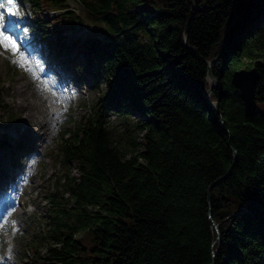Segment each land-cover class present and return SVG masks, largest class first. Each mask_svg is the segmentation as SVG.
Returning a JSON list of instances; mask_svg holds the SVG:
<instances>
[{
	"label": "trees",
	"instance_id": "obj_1",
	"mask_svg": "<svg viewBox=\"0 0 264 264\" xmlns=\"http://www.w3.org/2000/svg\"><path fill=\"white\" fill-rule=\"evenodd\" d=\"M24 1L26 43L83 56L99 98L51 153L63 172L22 264H264V112L247 116L232 83L257 69L264 102V0H78L55 17L68 0ZM85 22L103 32L68 41Z\"/></svg>",
	"mask_w": 264,
	"mask_h": 264
},
{
	"label": "rangeland",
	"instance_id": "obj_2",
	"mask_svg": "<svg viewBox=\"0 0 264 264\" xmlns=\"http://www.w3.org/2000/svg\"><path fill=\"white\" fill-rule=\"evenodd\" d=\"M163 2L164 0H146L145 7L154 8V3L162 4ZM68 3L72 9H79L77 0H68ZM17 7L15 4L12 5V11L16 14H7L8 20L3 30L5 35L11 36L12 41H15L16 47L13 48L11 41H6L3 36H0V103L2 105L0 108V139H4L6 133L10 136L9 131L11 129L13 131L17 129L14 124L4 127L8 121L9 114L11 115L13 112V114L17 115H14L18 119L17 121H20L23 126H27L28 130L31 128L32 121L28 122L24 118L25 115L20 118L19 111L11 107L18 85L24 88L23 93L27 97V103L33 101L36 104V95L47 99L49 109L46 116L49 131L47 133L48 138H44L46 141L39 144L40 149L42 147L41 151L43 154L40 157H32L31 162H26L25 164L24 157L14 163L10 157L12 151L7 152V150H3L0 147V169L3 167V170H0V202L3 201L4 193H7L5 188L9 189V178L11 176H15L18 182L17 187H19V190H17V194L20 202L14 205L12 216L8 223L0 228V264H14L20 259L23 254V240L29 241L31 237L39 234L40 222L47 216L42 184L43 182L49 183L62 172H60L61 168L54 166L52 159L45 156L44 153L56 150L60 132L65 131L73 123L79 121L99 98L94 79L83 68V65L86 66V62L81 56L76 58V60L70 58L69 60L61 61L56 56L57 49L52 44H49L48 40L37 41L34 45L23 44L24 30L22 28V20L18 18ZM46 15L51 16L52 14L47 13ZM11 16L12 18H10ZM41 16L45 15L41 14ZM102 32L103 28L85 22L76 31L69 32L67 40L72 41L77 37H85L93 33L100 34ZM31 65H34L38 71L31 70ZM39 75L44 77L41 78ZM34 83L36 91L32 88ZM51 85L55 90L48 88ZM104 87L102 85L103 89ZM61 90L63 91L61 94L66 98L69 97L68 99L57 100L56 92ZM208 99L215 105L210 100V97ZM258 108L264 112V102L258 103ZM53 115L56 116L52 121L51 116ZM130 117L131 121L135 122V116L131 114ZM105 119L113 127V130H116L117 136L122 137L124 126L122 120L118 118V114L109 112L105 115ZM35 121L41 122L39 118H36ZM32 130L31 128L30 132ZM13 144L14 142H8V145ZM27 145L32 147V149H37L30 142ZM25 167L27 168L24 171L29 173L28 177L21 174L23 172L21 168ZM74 173L77 176V172L74 171ZM23 176L24 179L21 180ZM29 177L30 183L27 180ZM23 205L28 208L25 209ZM23 232L24 234L20 238L19 235ZM81 237L82 235L79 236V238ZM85 242L87 245L92 244L91 237L87 236Z\"/></svg>",
	"mask_w": 264,
	"mask_h": 264
},
{
	"label": "bare ground",
	"instance_id": "obj_3",
	"mask_svg": "<svg viewBox=\"0 0 264 264\" xmlns=\"http://www.w3.org/2000/svg\"><path fill=\"white\" fill-rule=\"evenodd\" d=\"M31 70H36L38 71V69H36V67L34 65H31ZM41 78H43L44 76L43 75H39ZM33 90L36 91V87H35V83L33 84ZM50 90L54 89V87L49 86L48 87ZM102 87H100L101 89ZM23 87L22 86H19L17 87V93L15 94V98L13 99L12 101V108H16L21 117L23 115H25L24 118H26L29 121H32V124L30 125V127L33 129L31 132V128L30 130H24L22 132H19L15 135V137L17 139H20L22 141H25V140H28L30 143L34 144L37 149H32L31 151L33 152V154H36V155H39V152L38 150L40 149V143L41 142H44L46 141L44 138L47 137L48 138V131H49V127H48V122H47V116L46 114L48 113V102H47V99L45 98H42L38 95H36V104H38V106H36V104L32 101L30 103H27V100H26V95L23 93ZM55 90V89H54ZM61 93H63V91H59V92H56L57 94V100L58 101H61V100H64V99H68L66 98L65 96H63ZM59 103V102H58ZM37 109H38V113L37 112ZM14 113V112H13ZM42 115V116H41ZM56 115H53L51 116V119L53 121L54 117ZM19 117V115H18ZM36 118H39L40 119V123L35 121ZM47 129V130H46ZM10 142H14V140L10 141ZM32 154V153H31ZM29 156V155H28ZM29 161V160H28ZM23 167V166H22ZM23 169V168H21ZM1 171L3 170V167H1L0 169ZM17 180H15L13 183H12V187L13 189L16 188L17 186Z\"/></svg>",
	"mask_w": 264,
	"mask_h": 264
},
{
	"label": "water",
	"instance_id": "obj_4",
	"mask_svg": "<svg viewBox=\"0 0 264 264\" xmlns=\"http://www.w3.org/2000/svg\"><path fill=\"white\" fill-rule=\"evenodd\" d=\"M209 80L211 82V88L208 93L205 95L207 98L210 97V94L214 87L217 86L218 81L214 77L211 63H209ZM260 81V75L257 69L252 70H239L233 74L232 83L234 87L240 92L241 99L243 101L244 110L247 116H253L258 111V101L256 99V88ZM211 103V102H210ZM218 109V105H214ZM236 154V151H234ZM216 230H218V225L215 224ZM217 242H220V235L217 238Z\"/></svg>",
	"mask_w": 264,
	"mask_h": 264
},
{
	"label": "snow or ice",
	"instance_id": "obj_5",
	"mask_svg": "<svg viewBox=\"0 0 264 264\" xmlns=\"http://www.w3.org/2000/svg\"><path fill=\"white\" fill-rule=\"evenodd\" d=\"M14 3H15V0H6V4L7 5H12ZM4 7H5V4L0 3V8H4ZM7 11H8V13L10 15H15L16 14L15 12L12 11L11 7H8ZM5 27H6V20H5L4 12L0 11V36H3V39L6 40V41H11V46L13 48H15L16 47L15 41H12L11 36L4 34L3 30L5 29Z\"/></svg>",
	"mask_w": 264,
	"mask_h": 264
}]
</instances>
